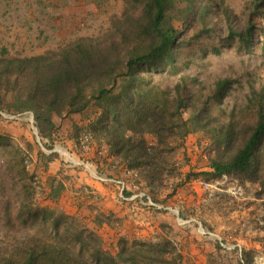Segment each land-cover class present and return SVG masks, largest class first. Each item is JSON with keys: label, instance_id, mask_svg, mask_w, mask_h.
Segmentation results:
<instances>
[{"label": "rangeland", "instance_id": "obj_1", "mask_svg": "<svg viewBox=\"0 0 264 264\" xmlns=\"http://www.w3.org/2000/svg\"><path fill=\"white\" fill-rule=\"evenodd\" d=\"M251 1L225 0L240 26L248 23L245 7ZM174 3L177 9L190 8L185 0H174ZM127 7V0H0V49L6 47L8 56H28L59 49L80 37L102 38L114 31V22L123 19ZM173 22L178 29L182 28L176 17ZM199 28L198 25H192L184 30L183 38H180L173 52L174 64L162 63L158 69L145 67L142 72L150 75V85L154 88L153 94L158 96V102L167 99V106H171L175 85L182 75L198 80L197 84L191 83L188 86L198 101L208 98L217 80L233 78L236 81L222 103L210 98V104L221 122H226L234 113V120L239 128H243L244 124H250L255 118L254 106L249 104L253 90L261 89L264 84V29L258 33L256 47L249 52L241 47L239 41L226 38L224 22L222 35L199 34ZM121 85V77L117 78V82L107 80L103 86L107 91L100 104L97 101L91 103V113L100 112L92 131L98 130L101 122H110V113L105 114L102 106L117 100ZM165 91L168 93L162 94ZM169 108L170 113L173 108ZM219 108L223 111L220 112ZM0 114V134L4 136L0 141V258L1 255L12 256L27 244L38 241L40 244L45 243L56 257L60 256L64 246H68L75 253L82 249L84 259L95 262L94 242L90 241L91 245L82 247L75 239L76 229L85 226L82 221L53 209V204L45 202L48 199L47 190L51 189L52 183L59 185L62 180L66 189L72 185L75 172L86 173L91 167L92 161L85 153L86 148L79 145L81 148L77 147L80 150L74 148L76 134L80 136V133L87 132L88 127H74L71 137L63 139L66 130L64 132L59 126L54 146L47 148L40 145L31 111L13 113L0 110ZM188 114L187 108L176 113V124L180 126ZM187 136L194 141V145L189 143L188 149L186 145L182 146ZM148 139L156 140L151 135H148ZM211 142L210 136L193 132L174 136L162 144V185L157 187L154 194L148 187L140 188L136 193L145 192L146 196L163 207L152 206L145 196L136 198L156 212L170 213L175 218L176 227L166 226L149 241L124 238L128 246L142 242L151 243L156 248L167 246L165 257L168 264H243L240 261L244 259L243 250L250 254L253 264H264V204L257 200L264 197V186L259 181L241 182L227 175L216 180H204L202 176L193 175L213 169L215 153ZM195 144L197 147H194ZM40 148L47 153L56 151L58 156L55 162L46 166L39 157ZM178 152L181 159H175ZM133 171L136 174L133 176L139 178L137 171ZM97 172L106 174L98 169ZM179 178L196 179L206 188L218 184L222 190L215 189L222 194L220 210L224 209L225 224L207 220L190 201L184 205L182 199L176 203L167 202L168 197L158 199L163 189H175ZM231 187L236 189L239 197L244 194L249 198L236 199ZM51 201L54 202L53 199ZM28 204L36 209L33 214L42 208L50 209L59 218L58 232H54L50 218L47 224H44L41 216L36 221L27 210ZM101 242L106 250L116 252L118 242Z\"/></svg>", "mask_w": 264, "mask_h": 264}, {"label": "trees", "instance_id": "obj_2", "mask_svg": "<svg viewBox=\"0 0 264 264\" xmlns=\"http://www.w3.org/2000/svg\"><path fill=\"white\" fill-rule=\"evenodd\" d=\"M185 1L190 8L177 9L174 0H127L123 19L114 22V31L102 38L80 37L59 49L40 54L8 56L7 48H1L0 110L31 111L41 146L52 148L58 137V121L64 115L83 113L93 101L100 104L107 91L103 87L105 82L109 79L117 82L121 77L117 100L102 106L105 114L110 113V122H101L99 129L91 132L98 143L105 142L129 169L137 171L139 179L147 182L153 194L162 185V144L174 136L193 132L210 136L215 153L213 169L193 175L202 176L204 180L227 175L241 182L259 181L264 186V84L261 89L253 90L249 100L254 106V120L239 128L234 113L226 122H221L210 104V98L222 103L236 81L233 78L217 80L208 98L198 101L188 88L198 80L182 75L175 85L171 106H167V99L158 102L150 85V75L142 72L145 67L158 69L162 63L174 64V49L183 38L184 30L192 25L200 26L199 34L222 35L224 22L226 38L239 41L241 47L252 52L259 41L258 33L264 29V0H252L246 5V26L238 25L225 0ZM174 17L180 20L181 29L175 26ZM262 49L264 52V46ZM169 107L173 108L170 113ZM184 108L189 114L178 126L175 114ZM219 111L222 112V108ZM148 135L156 140H149ZM80 136H75L79 146ZM3 137L0 134V141ZM57 156L56 151L39 150V157L46 166ZM64 189L62 180L59 185L52 183L51 198L59 197ZM27 210L36 221L41 216L44 224L50 218L54 232H58L59 218L50 209L42 208L33 214L36 209L28 204ZM74 235L82 247L94 242L95 262L84 259L82 249L75 253L68 246H64L60 256L56 257L45 243L36 241L12 256L1 255L0 264L169 263L165 257L167 246L156 248L145 242L128 246L124 238H120L113 253L106 250L101 238L85 226L76 229ZM243 258L240 260L243 264H253L247 251L243 250Z\"/></svg>", "mask_w": 264, "mask_h": 264}, {"label": "crops", "instance_id": "obj_3", "mask_svg": "<svg viewBox=\"0 0 264 264\" xmlns=\"http://www.w3.org/2000/svg\"><path fill=\"white\" fill-rule=\"evenodd\" d=\"M91 109L89 106L81 114L64 115L59 121L64 132L66 130L63 139L64 137H71L72 128L74 127H88L86 129L91 134L92 141L90 146L86 148L85 153L92 161L91 167L88 168L89 170L86 173L75 172L72 185L67 186L59 197L51 198L49 194L51 189H48V199L45 202L53 204V209H57L59 212H65L79 218L87 228L95 231L103 242L109 244L117 243L120 238L149 241L153 239L157 231L164 229L166 226L176 227L175 218L170 213L156 212L154 209L144 206L142 200L134 197L138 189L147 188V183L145 180L135 178L133 176L135 175L134 171L129 169L109 149L105 142L98 143L97 139L93 137L92 127L98 120L97 114L100 112L91 113ZM191 140L190 136L185 137L182 146L186 145L188 149L189 143L194 145V141ZM102 145H105L106 149L101 154L100 148ZM196 145L194 147H197ZM77 146L78 144L75 143V150L79 147ZM79 148L77 150H80ZM178 154L175 159H181L179 157L180 152ZM54 162L55 159L50 164ZM97 169L115 178L125 179L126 189L122 191L117 182L96 179L94 173L97 172ZM178 180L176 190L172 189L174 191L172 195L170 194L171 189H163L160 191V195L157 196L158 199L168 197L166 201L169 203L180 202L179 200L182 199L184 205L190 201L192 202L191 205L196 206L197 212H202L208 218L207 220L215 221L217 224L221 221L222 224H225V222L223 223L225 218L223 216L225 215L224 209L220 210L222 194L215 189L222 190L218 184H215L213 188H206L201 181L196 179L182 180V178H179ZM231 188L234 189V187ZM236 192V189H234L233 193H235L234 197L236 199L249 198L248 195L244 194L239 197ZM257 200L264 204V197H259ZM210 248L214 249L213 246Z\"/></svg>", "mask_w": 264, "mask_h": 264}, {"label": "built area", "instance_id": "obj_4", "mask_svg": "<svg viewBox=\"0 0 264 264\" xmlns=\"http://www.w3.org/2000/svg\"><path fill=\"white\" fill-rule=\"evenodd\" d=\"M92 141V136L89 132H84L83 134H81L80 138H79V143H80V146L82 148H88L90 146V143ZM106 149V146L105 145H102L101 148H100V153L102 154L103 150ZM136 175V174H135ZM94 177L100 181H106V182H117L120 187H121V190L124 191L126 189V186H127V183L124 179H120V178H115V177H111V176H108L106 174H100L98 172H95L94 173ZM138 196H145L147 197L148 199V203L151 204L152 206L154 207H157V208H162L163 206L152 201V199L150 198V196H146V193L145 192H138L134 195V197H138Z\"/></svg>", "mask_w": 264, "mask_h": 264}, {"label": "bare ground", "instance_id": "obj_5", "mask_svg": "<svg viewBox=\"0 0 264 264\" xmlns=\"http://www.w3.org/2000/svg\"><path fill=\"white\" fill-rule=\"evenodd\" d=\"M66 155H69L67 152H65Z\"/></svg>", "mask_w": 264, "mask_h": 264}]
</instances>
